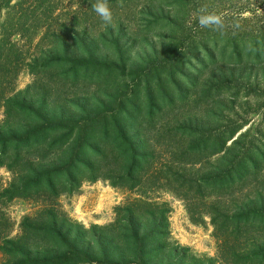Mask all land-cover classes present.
<instances>
[{
  "label": "rangeland",
  "instance_id": "rangeland-1",
  "mask_svg": "<svg viewBox=\"0 0 264 264\" xmlns=\"http://www.w3.org/2000/svg\"><path fill=\"white\" fill-rule=\"evenodd\" d=\"M51 2L53 12L38 22L68 23L62 39L72 50L66 56L90 53L84 58L90 67L72 69L60 53L37 54L53 62L20 71L12 93L24 108L1 129L46 133L37 177L56 184L67 166L73 183H63L51 200L32 188L7 200L6 191L26 180L13 181L0 166L3 229L14 237L23 219L50 201L81 247L98 238L117 242L128 223L141 230L145 244L160 247L150 264H264V0H115L108 2L111 25L93 11L97 0ZM201 15L220 17L222 26L201 28ZM5 19L0 11V24ZM46 31L31 38L27 61L49 40ZM116 133L148 155L133 190L122 179L130 157L120 153L127 148L114 153ZM91 145L106 152L95 167L86 157ZM248 163L258 165V175L250 169L247 178L216 184L233 166L240 171ZM99 165L92 174L89 167ZM19 166L24 175L28 168ZM116 181L125 187H113ZM41 184L37 190L48 183ZM138 201L132 215L123 210Z\"/></svg>",
  "mask_w": 264,
  "mask_h": 264
},
{
  "label": "trees",
  "instance_id": "trees-1",
  "mask_svg": "<svg viewBox=\"0 0 264 264\" xmlns=\"http://www.w3.org/2000/svg\"><path fill=\"white\" fill-rule=\"evenodd\" d=\"M12 1H15L14 5H10ZM114 1L108 0L109 3ZM53 8L51 0H0V11L4 10L6 15L5 21L0 24V104H3L2 107L4 110L1 115L3 119L0 120V166L7 169L13 181L18 179L20 183L26 180L21 189L6 191L5 197L7 200L24 197L30 188L33 189V192L39 191L43 195H47V199L51 200V197L55 198L58 196V190L63 187V183H73V176H71L69 167L67 166L63 167L62 172H60L61 176L56 181V184L51 183L52 180L46 176L38 175L37 177L39 171H35L34 168L36 167L35 163H38L41 157H38L36 154L42 150L40 149L41 144H45L48 140V137L44 138L46 133H37V129H35L20 135L18 128L12 130L4 126V131L1 129L3 126L2 123H6L8 117L16 120L15 118L24 108L23 104L17 102L19 93H12L20 71L23 68L28 71L31 68L40 70L53 62L48 61V59H36L37 54L45 53L52 57L55 56V53H60L63 57L67 58V62H69V66L72 69H86L90 67L89 64L84 62V58L89 57L90 53L84 54L85 51H83V56L79 60L73 59L75 57L66 56V53L72 50L67 47V43L62 39V33H66L72 28H70L68 23L53 24L52 26L47 25L46 27L45 24L41 25L38 22L43 17H49L48 14L53 12ZM42 27L45 30L47 29L46 39L49 40L44 41L42 39L40 41L42 45L36 48L34 54H30L33 60L27 61L28 59L25 58L26 55L34 51V41L31 38ZM116 136L120 147H114V153L117 154L121 151L122 147H126L127 152H121L120 157L123 160L130 157L127 174L122 179L130 182L132 185L128 189L133 190L136 184L135 179L138 181V173H142L147 167L148 155L145 153L141 155V151L136 150V147H133L128 142V140L131 141L130 138L127 139L123 133ZM91 146L92 149L90 148V151L88 150L86 157L89 159L90 157L92 158V163L95 167L104 159L106 152L102 151L97 145L96 147ZM224 146L225 143L219 144V151L217 153L222 152ZM23 150L25 152L29 150L28 153L33 154L28 155L26 153L24 155L21 153ZM5 162H7L6 165L4 164ZM22 163H24V168H28L27 172L24 171V175H22L23 169L20 168L21 166L18 167ZM239 163L241 161H237L235 165ZM248 164L249 167L246 165L240 171H234L235 168L233 166V169L226 171L223 176L217 177L216 184L227 186L229 183L234 182L236 176H238L236 181L247 178L250 169L255 176L258 175L260 171L258 165L251 166L250 163ZM30 168H33V170L31 171ZM89 170L93 172L92 174H97V171L100 170V165L95 168V171H93V167H89ZM90 176V180L101 178L100 176ZM42 182L48 184L46 187H41L37 190L36 188H39L38 186H41ZM112 186L125 187V185L118 181L113 182ZM139 203L141 202H134L129 205L130 207L126 206L123 210L125 211L127 209L128 214L132 215V209L136 211L138 208L136 204ZM120 210L122 208L118 209L116 213V224L120 221ZM156 216V214L153 215L154 218H157ZM135 218H137V214ZM160 218L161 215H159L158 219ZM1 221H3L2 217H0V264H125L126 258H130V256L134 258L130 264H150L149 261L151 258L155 257L160 250V247L151 248L150 244H145L140 235L141 230L137 228L133 229L132 224L128 223L127 225L130 226L129 229L121 230L120 234L122 238L117 242H102L98 238L95 240L94 246L85 245L84 247L83 245L81 247L82 245H77V242L81 240L76 235L72 236L70 234L71 230H64L61 214L57 210V207L53 208L51 206L50 201L47 204V208L44 207L34 217L24 218L20 231L14 237H11L10 230L6 231L3 229ZM5 222L6 220H4ZM155 234L153 232L152 235L155 236ZM142 258H144V263H141Z\"/></svg>",
  "mask_w": 264,
  "mask_h": 264
},
{
  "label": "clouds",
  "instance_id": "clouds-1",
  "mask_svg": "<svg viewBox=\"0 0 264 264\" xmlns=\"http://www.w3.org/2000/svg\"><path fill=\"white\" fill-rule=\"evenodd\" d=\"M93 11L100 17L105 25H111L113 15L108 6V0H97V3L93 5ZM199 26L201 28H207L209 26L220 27L222 26L221 19L214 15H201L199 17Z\"/></svg>",
  "mask_w": 264,
  "mask_h": 264
}]
</instances>
